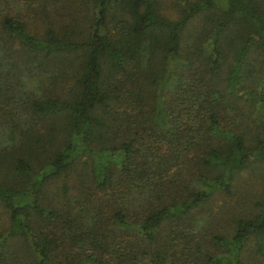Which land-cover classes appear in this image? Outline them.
<instances>
[{"label": "trees", "instance_id": "obj_1", "mask_svg": "<svg viewBox=\"0 0 264 264\" xmlns=\"http://www.w3.org/2000/svg\"><path fill=\"white\" fill-rule=\"evenodd\" d=\"M0 0V264H264V0Z\"/></svg>", "mask_w": 264, "mask_h": 264}, {"label": "rangeland", "instance_id": "obj_2", "mask_svg": "<svg viewBox=\"0 0 264 264\" xmlns=\"http://www.w3.org/2000/svg\"><path fill=\"white\" fill-rule=\"evenodd\" d=\"M160 7L166 14L168 13L169 15H173L176 13V4L174 6L172 0H163Z\"/></svg>", "mask_w": 264, "mask_h": 264}]
</instances>
